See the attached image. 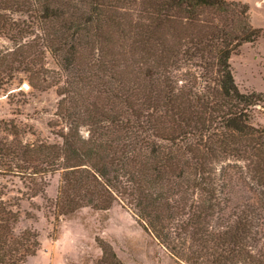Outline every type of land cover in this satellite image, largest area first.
Listing matches in <instances>:
<instances>
[{"label": "trees", "instance_id": "1", "mask_svg": "<svg viewBox=\"0 0 264 264\" xmlns=\"http://www.w3.org/2000/svg\"><path fill=\"white\" fill-rule=\"evenodd\" d=\"M249 8L0 0V87L23 73L30 90L58 96L52 140L0 120V264L39 249L35 229H18L36 196L56 219L122 203L180 264H264V124L250 122L264 92L241 91L229 61L262 33ZM243 189L258 199L232 203ZM98 245L94 264H124Z\"/></svg>", "mask_w": 264, "mask_h": 264}, {"label": "rangeland", "instance_id": "2", "mask_svg": "<svg viewBox=\"0 0 264 264\" xmlns=\"http://www.w3.org/2000/svg\"><path fill=\"white\" fill-rule=\"evenodd\" d=\"M240 1L249 4L251 22L261 27L262 33L253 43H246L233 52L229 61L241 91L264 92V0ZM7 45L8 41L0 37V48ZM46 63L48 67H56L50 55ZM15 76L13 85L0 87V120L17 122L35 134L29 133V137L52 140L58 100L55 88L30 90L23 73ZM20 79L23 80L19 87ZM250 122L264 124V104L251 108ZM58 183L59 176L54 175L46 187L48 198L55 197ZM247 199L256 201L257 193L243 189L234 195L232 203ZM21 206L28 215H22L18 229H35L39 240V249L28 257L26 264H94L101 256L98 245L101 239L111 245L124 264H180L122 203L115 202L107 210L84 207L58 219L48 212L46 200L41 196L24 200Z\"/></svg>", "mask_w": 264, "mask_h": 264}]
</instances>
